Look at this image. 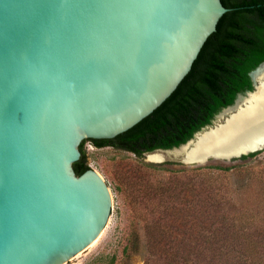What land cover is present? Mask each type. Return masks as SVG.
Listing matches in <instances>:
<instances>
[{
	"label": "water",
	"instance_id": "obj_1",
	"mask_svg": "<svg viewBox=\"0 0 264 264\" xmlns=\"http://www.w3.org/2000/svg\"><path fill=\"white\" fill-rule=\"evenodd\" d=\"M229 10L222 0H0V264H81L107 242L118 213L97 170L76 173L82 142L113 139L160 107ZM250 77L253 89L188 141L144 154L200 166L264 149V136L232 143L264 99V61Z\"/></svg>",
	"mask_w": 264,
	"mask_h": 264
},
{
	"label": "rangeland",
	"instance_id": "obj_2",
	"mask_svg": "<svg viewBox=\"0 0 264 264\" xmlns=\"http://www.w3.org/2000/svg\"><path fill=\"white\" fill-rule=\"evenodd\" d=\"M86 157L108 182L118 215L107 242L81 264H105L112 258L117 264L264 261V149L246 160L211 162L247 164L227 175L223 185L193 170L171 179L169 172L147 166L165 161L111 145L86 147ZM166 162L174 168L197 167ZM135 222L139 250L126 255Z\"/></svg>",
	"mask_w": 264,
	"mask_h": 264
},
{
	"label": "trees",
	"instance_id": "obj_3",
	"mask_svg": "<svg viewBox=\"0 0 264 264\" xmlns=\"http://www.w3.org/2000/svg\"><path fill=\"white\" fill-rule=\"evenodd\" d=\"M222 2L230 10L222 16L217 30L208 38L191 71L174 93L152 114L117 137L84 140L80 147L82 156L74 163L78 175L90 168L85 149L87 141L97 147L115 146L138 157L157 148L179 146L211 123L222 109L233 104L238 94L253 89L250 72L264 61V0ZM260 152H252L234 160H246ZM171 164L150 163L147 166L169 172L171 179L180 178L187 170H193L204 178L217 180L220 185H223L227 175L247 166L246 163H210L188 169L174 168ZM135 224H132L129 243L125 247L126 255L131 249L139 250L141 236L139 225ZM180 224L184 232L185 220ZM246 263L264 264V261L254 260L251 263L246 260ZM105 264L117 263L112 258ZM234 264L245 263L240 259Z\"/></svg>",
	"mask_w": 264,
	"mask_h": 264
},
{
	"label": "bare ground",
	"instance_id": "obj_4",
	"mask_svg": "<svg viewBox=\"0 0 264 264\" xmlns=\"http://www.w3.org/2000/svg\"><path fill=\"white\" fill-rule=\"evenodd\" d=\"M255 113L252 115H249L248 118L244 121L245 125L244 128L246 130V133L244 136H242V132L239 129H236L234 131V136L232 138V143L238 144V143H253L255 141L261 140L264 136V113L262 112V109H264V99H258L256 101V104L252 106ZM151 158L160 159L162 158V155H153Z\"/></svg>",
	"mask_w": 264,
	"mask_h": 264
}]
</instances>
